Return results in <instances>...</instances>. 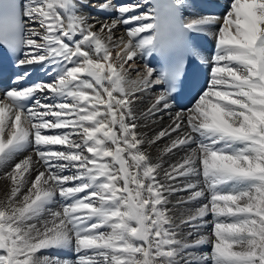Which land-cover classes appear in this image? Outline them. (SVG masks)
I'll return each instance as SVG.
<instances>
[{
  "label": "snow or ice",
  "instance_id": "1",
  "mask_svg": "<svg viewBox=\"0 0 264 264\" xmlns=\"http://www.w3.org/2000/svg\"><path fill=\"white\" fill-rule=\"evenodd\" d=\"M82 6L0 0L3 54L52 77L0 88V168L35 157L3 176L0 264H264V0H230L222 17H186L187 0H103L91 7L116 15L93 23ZM197 34L215 40L207 87L149 138L139 121L171 113L189 58L207 63ZM153 54L161 66L129 82L125 65ZM128 83L163 87L138 116ZM164 138L153 162L144 146ZM53 250L76 258L37 256Z\"/></svg>",
  "mask_w": 264,
  "mask_h": 264
},
{
  "label": "bare ground",
  "instance_id": "2",
  "mask_svg": "<svg viewBox=\"0 0 264 264\" xmlns=\"http://www.w3.org/2000/svg\"><path fill=\"white\" fill-rule=\"evenodd\" d=\"M103 2V0H88V5L87 7H81L80 11L82 13H86L89 16V23H93V18L103 21L104 19H111V17H114L116 15L115 12L109 14L107 12H100L97 11L95 8L91 7V5L93 3H100ZM189 7L185 8L184 10V15L187 17L189 16V14H192L193 16L196 15H201V14H215L217 16H223L224 13L227 11L230 0H213V2L217 5V11L215 13L213 12H208L206 10H204L203 8H201L200 6V0H187ZM218 28L217 26H214L212 28H210L208 30L209 33H214ZM96 29H99V24L96 25ZM125 28L123 25L118 26L116 29H114V36L115 37H120L122 34H124ZM204 37H206L207 39L210 40V47H211V53L203 50L201 51L200 55L203 58L204 56L207 55V53H209L210 57H205L207 59H209L208 61H206L207 66L210 63V58L213 55L214 51L213 48L215 47V40L213 38L212 35L210 34H202ZM122 47V46H121ZM119 48L114 49L113 51V56H115V52L119 51ZM200 52V51H199ZM151 56L145 57V58H141L139 56L135 57L133 59V61L128 62V64L125 65L126 68L129 69V71H132V73H134L135 71H137V74H135V76L131 74L129 76H127V80L129 82L131 81H135L138 80L144 73V65L145 63H147L149 66L157 68L159 67L157 65L156 62H151L150 61ZM210 65V64H209ZM38 66H29V67H21L22 70L25 71H30L33 72L35 70V68ZM210 68V67H209ZM128 71V73H129ZM39 80L40 81H45V82H49L51 81L52 77L50 76V78L47 80L46 78H48V75H46V78H43V76L45 75V73L43 71H41V69H39ZM125 87L129 90V91H135V99H136V103L134 105V108L136 110L137 115L139 116L140 113L144 112L149 106L150 104L153 102L155 95L161 90V88L163 87V85L160 86H156V87H151L148 90H142L143 86L142 85H133L131 83H128L125 85ZM191 106V105H190ZM184 107L183 109H187L188 107ZM179 110V108L173 106L171 109V113L164 111L161 112L159 114H157L156 116H153L151 118L148 119H141L139 122L141 125H146L144 127H141L139 129V131L143 132L146 134L147 137H151L152 135H154L156 132H158L160 129L165 128L166 126H168L171 123V116L175 114V112ZM173 138H175V135L173 136ZM169 143V139L168 138H164L161 139L155 146L149 148L148 145H145V149L151 154L152 158H153V162H155V158L160 154V150L164 148V146L166 144ZM59 147V146H58ZM29 155H33V159H35L34 154H33V150L31 147H29L28 149H26L25 151L20 152L14 159L13 161H11L7 166L0 168V199H3L5 193L8 191L9 189V181L4 179V173L7 171H10L12 168V165L14 163H16L17 161L22 160L24 157L29 156ZM184 155L183 151H174L173 154L171 155H165L163 157L164 160V168H167L169 166V164L177 161L180 159V157H182ZM67 174V173H66ZM33 177L35 175V172L32 173ZM188 193L187 192H182V193H178L176 195H173L170 197V200H172L173 202L176 201L177 199H179L181 196H187ZM203 201H201L202 203ZM198 205L196 203H191V204H186L184 205L185 208H191L194 209L196 208ZM169 207L171 208L172 205L169 204ZM174 215H178V212L173 213ZM207 221H211L212 217L211 216H207L205 218ZM211 228V224H209L207 227L201 229V232L204 234H207L210 231ZM185 232L188 231L187 228L184 229ZM199 252L203 253V252H208L210 251V248L205 246L202 249H198ZM52 253V252H51ZM54 254V253H53ZM56 256V255H54ZM40 257H44L41 255H38V258ZM69 259V258H68Z\"/></svg>",
  "mask_w": 264,
  "mask_h": 264
},
{
  "label": "rangeland",
  "instance_id": "3",
  "mask_svg": "<svg viewBox=\"0 0 264 264\" xmlns=\"http://www.w3.org/2000/svg\"><path fill=\"white\" fill-rule=\"evenodd\" d=\"M132 71H129V73H127V76H129L131 74L130 77H132V75L135 76V74H137V71H135L134 73H132ZM54 207H55V205H54ZM202 248H204V247H202ZM202 248H200V249H202ZM51 252L41 251V252L37 253V256L38 255H41V256H54V255H56V256H59L60 258H69V259H73V260L76 258L73 252L67 251V250L66 251H55V250H53ZM181 264H183V261H181Z\"/></svg>",
  "mask_w": 264,
  "mask_h": 264
}]
</instances>
